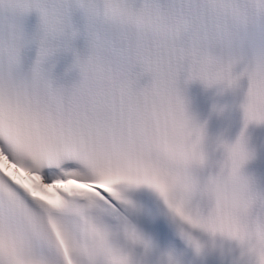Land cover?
<instances>
[{"label":"snow or ice","instance_id":"1","mask_svg":"<svg viewBox=\"0 0 264 264\" xmlns=\"http://www.w3.org/2000/svg\"><path fill=\"white\" fill-rule=\"evenodd\" d=\"M108 0H3L0 7V264H111L121 250L105 218L124 191L158 182L176 75L186 55L245 54L264 63V0H120V23L98 20L83 80L54 86L39 68L17 77L19 19L42 12L63 29L73 10ZM177 34L183 46L174 47ZM39 63V62H38ZM151 79L141 86L140 81ZM264 83L253 77L249 120ZM130 239L136 230L126 226Z\"/></svg>","mask_w":264,"mask_h":264},{"label":"clouds","instance_id":"2","mask_svg":"<svg viewBox=\"0 0 264 264\" xmlns=\"http://www.w3.org/2000/svg\"><path fill=\"white\" fill-rule=\"evenodd\" d=\"M0 7H7L3 0H0ZM82 9L92 31L98 20L121 22L123 6L120 0H108L98 14L88 8ZM38 13L42 28L40 56L43 60L56 50V40L65 36L73 38L76 33L71 29L70 19L65 28L52 31L44 14ZM19 29L21 55L24 36L20 24ZM183 39V34H177L173 46L182 47ZM254 76L257 83H264V63H253L251 56H221L205 51L186 55L176 75L175 106L170 112L166 162L161 166L158 177L171 207L164 201L159 189L143 186L153 190L166 203L172 218L179 222L182 238L198 258L216 251L223 252L227 248L238 250L237 264H264V190L257 186L256 179L248 171L257 157L249 129L253 125L264 126V119L249 120L246 115ZM245 78L249 86L240 105L243 125L239 133L235 138L225 133L210 136L209 119H202L193 110L188 95L189 86L198 83L206 91L215 90L217 95H224L237 92ZM225 110L224 105L212 106V112L217 115H222ZM253 111L264 117V93L256 95ZM136 233L138 239L128 240L151 249V241ZM109 260L111 264H141L123 247ZM160 261L161 264H183L182 256L175 250L162 252Z\"/></svg>","mask_w":264,"mask_h":264}]
</instances>
